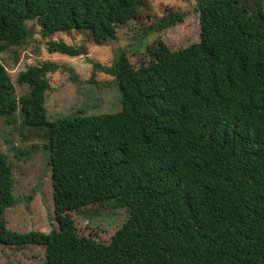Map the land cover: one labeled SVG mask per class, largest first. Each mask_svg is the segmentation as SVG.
Masks as SVG:
<instances>
[{"label":"trees","instance_id":"obj_1","mask_svg":"<svg viewBox=\"0 0 264 264\" xmlns=\"http://www.w3.org/2000/svg\"><path fill=\"white\" fill-rule=\"evenodd\" d=\"M196 0L199 42H162L133 68L125 52L110 67L121 110L49 121L44 63L17 76L16 99L0 64V117L18 108L44 131L58 229L6 228L12 176L0 154V244L36 245L46 264H264V8L261 0ZM142 0H0V50L44 33L87 32L96 45L136 17ZM50 53L86 55L50 44ZM113 200L128 218L108 244L76 233L69 213Z\"/></svg>","mask_w":264,"mask_h":264},{"label":"rangeland","instance_id":"obj_2","mask_svg":"<svg viewBox=\"0 0 264 264\" xmlns=\"http://www.w3.org/2000/svg\"><path fill=\"white\" fill-rule=\"evenodd\" d=\"M136 17L116 29L114 39L96 45L87 32L44 33L34 21L27 20L25 41L0 50V64L7 71L19 100L29 92L27 84H18L17 76L29 67L44 63L59 69L46 75V116L49 121L74 115L112 114L121 110V96L113 77L93 68V63L110 67L120 52L137 68L150 60L149 49L157 41L172 51L199 42V13L196 0H142ZM248 4L250 0H243ZM264 8V0H261ZM63 43L86 55L69 57L50 53V44ZM44 131L23 125L19 106L7 117H0V154L6 156L12 176L13 204L5 210L10 232H41L58 229L52 199L51 170ZM78 236L108 244L129 214L117 208L113 200L98 206H86L69 213ZM42 246L0 244V264H46Z\"/></svg>","mask_w":264,"mask_h":264}]
</instances>
